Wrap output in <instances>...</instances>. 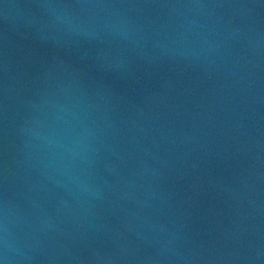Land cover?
I'll use <instances>...</instances> for the list:
<instances>
[{
	"label": "water",
	"instance_id": "95a60500",
	"mask_svg": "<svg viewBox=\"0 0 264 264\" xmlns=\"http://www.w3.org/2000/svg\"><path fill=\"white\" fill-rule=\"evenodd\" d=\"M0 264H264V0H0Z\"/></svg>",
	"mask_w": 264,
	"mask_h": 264
}]
</instances>
